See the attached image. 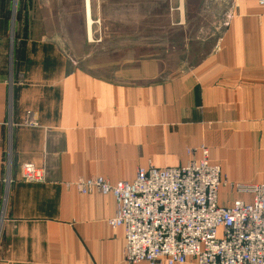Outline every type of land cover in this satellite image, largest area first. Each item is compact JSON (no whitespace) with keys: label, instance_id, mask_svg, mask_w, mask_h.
Instances as JSON below:
<instances>
[{"label":"crops","instance_id":"0c3cea01","mask_svg":"<svg viewBox=\"0 0 264 264\" xmlns=\"http://www.w3.org/2000/svg\"><path fill=\"white\" fill-rule=\"evenodd\" d=\"M194 1L166 0L161 22L157 0L146 16L141 0H102L95 25L93 0H0V264H147L125 260L114 196L65 182L132 181L149 162L186 164L189 147L220 166L221 205L253 200L238 185H264V4L231 5L212 51L175 76L146 71L154 55L125 54L142 19L205 31L189 22L205 16ZM28 162L45 181L23 180Z\"/></svg>","mask_w":264,"mask_h":264},{"label":"built area","instance_id":"2783aa9c","mask_svg":"<svg viewBox=\"0 0 264 264\" xmlns=\"http://www.w3.org/2000/svg\"><path fill=\"white\" fill-rule=\"evenodd\" d=\"M201 151L198 159L197 149L188 150L190 159L181 166L139 167L132 181L96 176L78 182L85 193L98 189L114 196L116 211L108 223L124 230L126 261L264 264V185H238L253 200L221 205L219 189L227 179L210 163L208 149ZM22 178L45 181V168L24 163Z\"/></svg>","mask_w":264,"mask_h":264},{"label":"rangeland","instance_id":"374dc122","mask_svg":"<svg viewBox=\"0 0 264 264\" xmlns=\"http://www.w3.org/2000/svg\"><path fill=\"white\" fill-rule=\"evenodd\" d=\"M199 1L200 0H195L194 3L192 4L193 7L196 6L204 7L203 5L198 4ZM240 1L241 0H205V16L195 15L193 16L192 20H189V22H196L197 17L200 18V21H203L204 19V22L207 24L205 31L197 30L195 29L196 28L195 26L190 25L191 26L190 27L188 25L186 27L188 30L187 32H177V31L165 32L160 30L154 32L145 29L146 24L149 22V19H142L140 24L141 27L140 32H136V31L126 32V37H130V38H134V37H131V35H127V34H140L141 36L137 37L141 39L140 46L126 47L125 54L126 55L136 54V57L145 54L154 55L158 60L156 66H154L153 64L149 65L148 63L145 64L143 63L144 65L143 68L146 71L153 72L151 74L155 73L158 76L157 79L166 78L167 76H175L179 74L181 68L183 67L191 68L192 66L195 65L196 60L201 59L210 51H212L215 43L218 40V37L222 34L223 26L227 19V14L230 9V6L231 5L238 6ZM141 2H142V6L140 8V12L142 16L144 15L146 16L148 13H150V11H152L151 7H149L151 0H141ZM165 2L166 0H157V4H158L157 14L160 17V19L159 20L157 19V21H161V22L164 21L165 9L162 4H165ZM101 4H102V0H93V7H94L93 23H95V25H99L100 23L103 22V18L100 17L101 10L99 9L101 8ZM211 10L213 11V13H211ZM179 35H182L183 38L178 37ZM155 36L157 37V39H155ZM96 40H98V38H95L93 40L94 43H96L95 42ZM186 60L189 61L186 62ZM181 61H185V63H182ZM152 80H144V81H152ZM201 147L207 148L205 145H202L198 148L189 147L187 148V154H188V150H192V149L193 150L197 149V152L199 150L201 151ZM197 152H195V157L197 156L196 155ZM149 166H155V165L149 162L147 166H138V168L149 167ZM96 176L103 177L104 179L111 182L108 178L104 176L101 175H96ZM96 176H92V177H96ZM81 179L85 180L89 178L81 177L75 181L65 182V183L67 186H69L68 184H70V186H74L80 193L85 194V192L81 191L78 187V182ZM111 183H116V182H111Z\"/></svg>","mask_w":264,"mask_h":264}]
</instances>
